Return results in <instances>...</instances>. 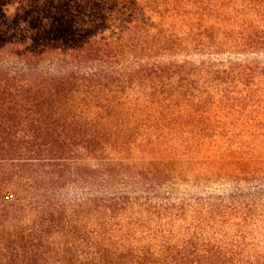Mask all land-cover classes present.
<instances>
[{"label": "trees", "instance_id": "1", "mask_svg": "<svg viewBox=\"0 0 264 264\" xmlns=\"http://www.w3.org/2000/svg\"><path fill=\"white\" fill-rule=\"evenodd\" d=\"M258 55L264 0H0V264H264Z\"/></svg>", "mask_w": 264, "mask_h": 264}, {"label": "rangeland", "instance_id": "2", "mask_svg": "<svg viewBox=\"0 0 264 264\" xmlns=\"http://www.w3.org/2000/svg\"><path fill=\"white\" fill-rule=\"evenodd\" d=\"M257 62L264 63V55H258L252 57ZM243 57L238 58V60H243ZM213 117H215L212 122L214 124L220 125V126H227V127H242V126H248V127H259L264 125V109H258V108H232L224 111H220L218 113L214 112L212 114ZM261 188L264 191V176L261 182ZM230 190L229 187L226 185H212L204 188H192V187H181L179 189V195L181 196H191V195H203L204 193H227ZM243 190L245 192H251L253 189L252 187L245 186L243 187ZM262 224L260 229V242L261 247L264 252V199L262 204Z\"/></svg>", "mask_w": 264, "mask_h": 264}]
</instances>
